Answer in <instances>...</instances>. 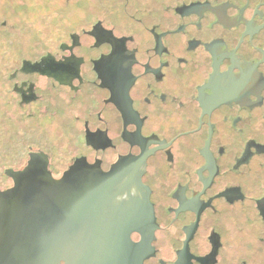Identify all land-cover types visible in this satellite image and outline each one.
I'll use <instances>...</instances> for the list:
<instances>
[{
    "label": "flooded vegetation",
    "instance_id": "1",
    "mask_svg": "<svg viewBox=\"0 0 264 264\" xmlns=\"http://www.w3.org/2000/svg\"><path fill=\"white\" fill-rule=\"evenodd\" d=\"M0 150L116 182L118 264H264V0H0Z\"/></svg>",
    "mask_w": 264,
    "mask_h": 264
},
{
    "label": "water",
    "instance_id": "2",
    "mask_svg": "<svg viewBox=\"0 0 264 264\" xmlns=\"http://www.w3.org/2000/svg\"><path fill=\"white\" fill-rule=\"evenodd\" d=\"M6 167L0 160V177ZM7 173L14 185L0 190V264H118L123 232L113 234L103 211L116 182L74 180L78 174H103L79 164L59 180L33 161ZM8 184L0 178V187Z\"/></svg>",
    "mask_w": 264,
    "mask_h": 264
}]
</instances>
